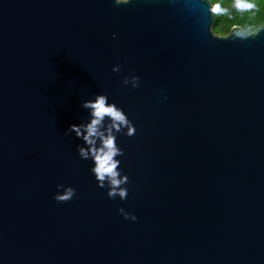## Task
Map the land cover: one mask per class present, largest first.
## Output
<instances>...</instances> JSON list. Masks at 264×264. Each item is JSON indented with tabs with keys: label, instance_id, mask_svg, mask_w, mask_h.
<instances>
[{
	"label": "water",
	"instance_id": "water-1",
	"mask_svg": "<svg viewBox=\"0 0 264 264\" xmlns=\"http://www.w3.org/2000/svg\"><path fill=\"white\" fill-rule=\"evenodd\" d=\"M212 22L209 0H0V264H264V22ZM97 94L135 128L123 198L66 132Z\"/></svg>",
	"mask_w": 264,
	"mask_h": 264
},
{
	"label": "clouds",
	"instance_id": "clouds-1",
	"mask_svg": "<svg viewBox=\"0 0 264 264\" xmlns=\"http://www.w3.org/2000/svg\"><path fill=\"white\" fill-rule=\"evenodd\" d=\"M115 3L119 4L127 2V0H114ZM211 11H218V6L214 0H210ZM115 35V33L113 34ZM120 69L119 64H113L111 70L118 72ZM138 78L132 76L131 80L133 85ZM123 83H128L126 77ZM81 107L89 110L88 119L86 122L72 123L68 125L66 132L71 131L83 141L82 145H77V153L81 158L91 157L92 165L90 172L97 180L99 186H103V182L107 179L113 187L108 192L111 196L118 192L119 196L123 198L126 195L125 188L117 189L115 186L122 184L127 177L120 176L117 165L120 163L119 160L114 159L115 156L121 153V149L115 144V134L113 130H119L120 127L126 126V135H133L135 132L134 126L128 120L126 114L117 107L114 103L107 102V97L103 94H97L93 99L84 100L81 103ZM105 117L109 118V123L105 125ZM97 140L99 143L97 144ZM57 187H61L57 185ZM75 189L71 186L65 187L62 193L54 194V199L58 201H66L73 197ZM118 211H123L119 209ZM126 219L135 221L137 218L134 214H125Z\"/></svg>",
	"mask_w": 264,
	"mask_h": 264
},
{
	"label": "trees",
	"instance_id": "trees-1",
	"mask_svg": "<svg viewBox=\"0 0 264 264\" xmlns=\"http://www.w3.org/2000/svg\"><path fill=\"white\" fill-rule=\"evenodd\" d=\"M210 1V0H209ZM218 11L213 12L212 30L228 33L232 25H240L247 32H254L264 22V0H214Z\"/></svg>",
	"mask_w": 264,
	"mask_h": 264
}]
</instances>
